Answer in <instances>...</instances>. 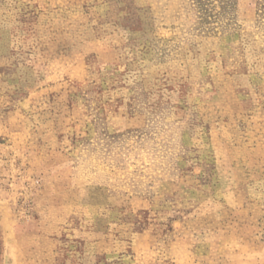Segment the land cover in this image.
I'll return each instance as SVG.
<instances>
[{"label": "rangeland", "instance_id": "1", "mask_svg": "<svg viewBox=\"0 0 264 264\" xmlns=\"http://www.w3.org/2000/svg\"><path fill=\"white\" fill-rule=\"evenodd\" d=\"M0 264H264V0H0Z\"/></svg>", "mask_w": 264, "mask_h": 264}]
</instances>
